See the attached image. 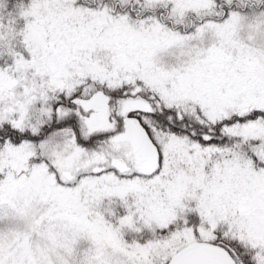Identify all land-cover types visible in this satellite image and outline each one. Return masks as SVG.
<instances>
[{
  "label": "snow or ice",
  "instance_id": "snow-or-ice-1",
  "mask_svg": "<svg viewBox=\"0 0 264 264\" xmlns=\"http://www.w3.org/2000/svg\"><path fill=\"white\" fill-rule=\"evenodd\" d=\"M0 264H264V0H0Z\"/></svg>",
  "mask_w": 264,
  "mask_h": 264
}]
</instances>
